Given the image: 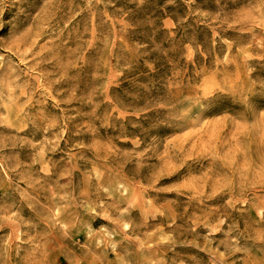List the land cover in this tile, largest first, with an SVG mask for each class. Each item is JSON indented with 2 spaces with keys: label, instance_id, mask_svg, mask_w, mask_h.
<instances>
[{
  "label": "rangeland",
  "instance_id": "374dc122",
  "mask_svg": "<svg viewBox=\"0 0 264 264\" xmlns=\"http://www.w3.org/2000/svg\"><path fill=\"white\" fill-rule=\"evenodd\" d=\"M0 264H264V0H0Z\"/></svg>",
  "mask_w": 264,
  "mask_h": 264
}]
</instances>
